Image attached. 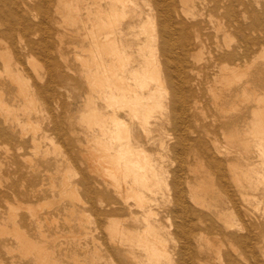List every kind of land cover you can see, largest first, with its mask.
<instances>
[{
    "label": "bare ground",
    "instance_id": "bare-ground-1",
    "mask_svg": "<svg viewBox=\"0 0 264 264\" xmlns=\"http://www.w3.org/2000/svg\"><path fill=\"white\" fill-rule=\"evenodd\" d=\"M192 1L193 0H141L142 6L145 8L141 7L139 10L137 9L138 14L132 17L133 22L126 25V27L131 28L135 22H140L139 24L141 25V30L138 33L143 36V41L141 44L136 45L137 47L133 51L137 54V59H133L132 57L130 51L132 46H129V44L122 39V29L116 31L118 26H122V24L119 25V21L127 18L131 19L130 15L135 12L132 6L134 1L109 0V8L107 9L108 14L105 13L107 11H103L100 8L99 3L96 9L97 22L93 23L95 25L92 26V31H89L90 36L88 35L90 37V45H88L89 50H87L90 54L89 63L94 69L88 71L86 75L93 81L95 79L99 80L97 84L99 89H97L96 92L99 95L98 98L102 99L104 102L102 104H104V106L106 104L107 107L111 109H115L116 107L115 112L121 110L128 112L131 121L140 120L143 122L141 125H148L147 120H150L151 117L149 116L152 115L151 101L155 104L153 109H156L155 106L160 108L157 109L156 112L161 109L164 110L165 114H163L162 111L160 115V112H158L157 115H159V117L165 116L162 122L171 126L169 131L172 132H167V140L165 141H168L169 144L174 141V149H182L188 145H193L195 151L191 156L193 161H205L207 164H216L221 170V174L219 176L216 175L219 185L225 192L231 205L230 207L234 210L237 204L234 194L235 191L247 204L248 197L252 198V196H249L250 192L252 190L258 191V188L255 186L260 183L263 184L264 175L262 173V176L259 174L257 171L258 168H255L256 170L254 168H249V166H252L248 163L249 158L244 160L245 169L239 168L237 157H231L232 159L227 160L228 167H226L227 173H225V171H223L224 169L222 170L224 161L219 159V156L222 153L221 151L223 149V151H225V148L228 146H225L222 150L220 149V151L218 144H216V140L213 139L215 142L213 143L212 141V145L209 144L211 141L207 143L206 138V141L204 140L203 135L205 133L201 129L203 127H190L189 124H187V112L190 108L189 101L194 100L191 108L198 109V105H200L199 102L201 101L202 89H204L201 86L203 83L200 79L196 81L194 87L190 85L192 79L189 72L196 70V73L199 74L205 70H217L218 75H215V73L213 74V87L211 86L208 88V92L211 93L210 96H212L213 101L221 112L236 113L237 117L235 118L234 126L237 128L239 124H241L242 127H247L242 137L248 140L247 143L251 144L253 153L255 152L257 157H262L264 155V149L261 147L262 145L264 146V0H197L199 1L198 4H193ZM43 2L30 5L25 11L23 8V0H0V141L11 143V145L14 146L13 158L19 156L25 157L22 151L25 146L27 148V144H31L33 147L34 157L40 155L38 152L40 146L38 141L40 139L38 138L37 141V132L39 129L34 124V118L37 119L38 113L42 112L44 114L46 113L45 119L51 118V115L50 117L47 116L49 110L52 109L51 101L53 98L50 93L49 84L47 85V83H44L43 85H39L41 75L38 73L39 70L36 69V65H33L37 47L41 40L39 39V41L36 42V39L41 36L34 39V37L37 36L38 25L36 26L33 24V21L31 22L27 19V15L31 17V13L33 12H40L45 19L48 18L51 14V3L48 4ZM63 2L65 1H62V3ZM62 3H60V5H62ZM69 8L70 6L68 10ZM125 9H127V12L128 10L131 11L129 16H125L126 14L123 11ZM54 10L56 14V12H58V6H55ZM35 13L32 15H35ZM69 13H71V11ZM75 13L77 14L78 12L71 13V15ZM103 13L106 14L107 20L104 19ZM76 14L74 15L75 17ZM65 20L69 23V19ZM64 25L66 27V24ZM72 26L75 27V24H72ZM131 28L129 29L130 31ZM114 29H116L115 31L119 35L118 37L116 35V38ZM40 30L41 29H39V31ZM80 30L82 31V29ZM132 30H134V28ZM209 30H214L216 33L222 32L223 34L221 43H216L214 47H211L209 44L210 35L207 33ZM55 36H58L57 33ZM58 43L61 45L60 42ZM49 48L50 46H48V49ZM72 48L74 49V47ZM205 49H208V58L206 60L203 59V52ZM84 52H86L85 49ZM39 54L42 60L41 62L44 64L43 68L46 70L47 74L50 72L54 73L61 68L56 59L50 57V53L40 50ZM190 59L197 63L196 68L191 67ZM259 59H261V61H259ZM202 61H204V63L199 66ZM135 62L137 64L136 67L133 66ZM28 64H30L32 68L29 69L25 66ZM126 79L132 81L131 84L127 85ZM208 83L209 82H206L205 84ZM97 94L95 96H97ZM222 99L224 103H219ZM97 101L100 100L97 99ZM110 108L108 110H110ZM150 112L151 115L149 114ZM87 113L91 119L88 123L90 126H97L96 131L98 130L97 132L99 133V136H94L95 138L92 136V139L95 140L98 146L96 149L98 148L99 150V155H97L95 159H97V161L99 160V164L101 163L100 166L103 164L104 168L108 164L113 166L111 167L113 168L111 172H114L116 175H113L118 177V180L120 178L124 184L123 189L125 193L123 194H126V199L132 197L134 200L133 202L136 201L135 203L138 204V206L143 204L147 201V198L144 201L145 195L141 197L142 193L140 190L143 189L142 191L144 192V189L152 186V183H156L154 180L152 182V178L154 177L153 179L156 181L158 178H155L156 173L150 165L151 162L148 160H151V158H147L143 154L144 152L141 148L140 140L131 135L128 124L117 115L115 118L114 113L107 119V116L96 108L93 110L91 109L90 113ZM84 114L86 115V113ZM84 114L83 116H85ZM247 115H249V122H247ZM180 118L183 119V124H181L183 125L182 128L180 127ZM53 122L50 123L52 126L46 131L54 132L55 130V132L57 131L59 132L58 134H60V129L57 128L56 123ZM90 122L93 124L91 125ZM107 124L111 126L108 127ZM224 126H231L230 119L227 120ZM93 128H88L91 129V133L92 131L96 132ZM62 130L61 128V131ZM181 131H184L185 134H181ZM188 133H190V136ZM44 137L42 138L43 140L46 139ZM50 140L52 141V139ZM114 142L118 144L117 150L114 149ZM161 145L163 147V144ZM92 148L94 149L95 147ZM226 151L225 153L227 154L228 151ZM230 151L229 153L232 154ZM96 152L95 150V154H97ZM46 154L45 151L43 156ZM93 154H89L90 156H88L91 161L93 160L91 159ZM217 154H219V156ZM259 157L258 160L260 159ZM27 160L29 161V167L26 168L24 176L31 182L28 187L24 186V191L19 192L17 190L15 192L12 190L11 196L16 199L17 205H9V216L6 223L0 221V234L8 235L15 240L18 244L19 251L24 256L33 254L32 250L35 246V244L33 246L31 243L29 236L26 235L27 232L25 233L22 230L24 221L27 223V220L18 214V211L22 209L23 205L20 200L22 199L23 201L24 196L33 199H35L36 196L33 180L37 174V164H34V162L32 163V160L28 158ZM262 161L264 160L262 159ZM262 164H264V162H262ZM97 165L96 169L99 166ZM153 165L155 164L153 163ZM224 167L225 166H223V168ZM157 170L161 171L158 167L156 168V171ZM150 171H153L155 174H153V177L152 174L150 175L151 177L147 176L150 174ZM100 172H102V170L100 171L99 169V173ZM103 172L108 173V170ZM227 174L231 177L232 185L228 183ZM4 175L0 167V189L3 187ZM105 175L106 174H101L100 176ZM158 175L157 177H159ZM252 177H257L256 181H253ZM108 181H110V179H108ZM67 182L66 176L63 180V185L68 186ZM116 184L117 186L120 185H118V183ZM160 184L156 186L158 187ZM117 186L114 187L118 188ZM257 186L259 187L260 185ZM261 186L263 187L264 184ZM120 187L121 186H119V188ZM160 187L162 186L160 185L159 188ZM173 187V207L172 209L170 208L171 211L168 210L172 216L173 214L175 215L174 218L177 219V222H175L176 220L174 219L175 221L173 224L168 225L166 228H160L158 226L159 224L152 225L149 223L151 219L148 220L144 217L145 219H141L146 223L142 228L143 230H138V228H136V230L124 229L122 223H116V225L112 226V230H115L113 233L116 234V240L119 239L118 244L120 246L129 245L133 250L142 252L143 255L141 257L130 254L132 256L131 260L134 261L135 264H204L194 260L196 255L201 252L200 242L203 239L202 233L196 232L195 234L194 231L196 229L190 232L189 229L183 225L182 222L185 217H187V214L189 215V212L185 209V201L180 187L177 184H174ZM73 190L74 189L66 188V195L72 196V198L75 197L76 193L75 191L73 192ZM118 190H116V193ZM150 192H148V194ZM119 195L121 196V194H118V196ZM144 205H146V203ZM43 206L35 205V203L30 201L26 206L24 205L23 209L26 210L29 215L28 227L30 226L32 230H35V226L37 227L38 225V221L36 222L35 218L39 211L44 208ZM135 206L137 207V205ZM263 213H261L262 215L259 217L263 218V223L260 222L257 225V229H264ZM180 217L183 219L182 222L179 220ZM195 218L203 220L206 217L203 214L195 213ZM46 220L47 218L45 222ZM220 220L223 222L225 229L232 228L230 222L223 219ZM7 223L10 225H7ZM8 229H10V231H8ZM207 229L216 233L219 227L214 223H210ZM250 233L248 232L242 236L240 233L236 235L230 232L227 236L231 244H229L230 250H232L231 252L233 253L240 251L238 257L242 260L249 258L257 264H264V251L262 250L263 254L261 255V248L255 246L256 244L259 245L261 242H264V238L258 240L252 237ZM176 234L182 237L183 242L178 245L177 248L174 246L169 248L167 245L168 237ZM43 238V242H45L47 237L44 236ZM125 238H127V240H125ZM253 240L254 242L252 243ZM0 244L5 247L6 239L2 240ZM34 255H36L39 260L43 257L41 250ZM219 258L221 257L218 255L217 259ZM225 260L228 262L227 264H240L231 257H226Z\"/></svg>",
    "mask_w": 264,
    "mask_h": 264
},
{
    "label": "rangeland",
    "instance_id": "rangeland-1",
    "mask_svg": "<svg viewBox=\"0 0 264 264\" xmlns=\"http://www.w3.org/2000/svg\"><path fill=\"white\" fill-rule=\"evenodd\" d=\"M43 1L48 4L51 3V14L48 18L45 19L40 12L31 13V17H28L27 15V19H29V21H33V24L36 26L38 25L37 33L39 29H41L38 34L36 33L37 36L34 37V39H36L38 36H41L40 38H37L38 40L36 39V42L39 41V39L41 40L38 44L40 49L37 47L36 57L34 59L35 62L33 63L34 66L36 65L35 67L39 70L38 73L41 75L39 85H43L44 83H47V85L49 84L50 93L53 96L51 101L52 109L49 110V114L47 115L49 117L51 115V118L45 119L46 113L44 114L43 112V114L38 113L39 115L37 119L34 118V124L39 129L37 132V141L39 138L40 140L38 143L40 146L38 152L40 155L34 157L33 147L31 144H27V148L25 146L27 150L24 148L22 151L25 157L19 156L17 158H13L12 154L14 152V146L11 145V143L0 141V167L5 174L3 178V187L0 189V221L2 223L7 222V218L9 216V205H17L16 199L11 196L12 190L15 192L17 190L19 192L24 191V186L28 187L31 182L28 178H26V176H24L26 168L29 167V161L27 158L32 160V163L34 162V164H37V174L33 180L36 192L35 199L24 196V202L22 199L20 200L23 204L22 209L18 211V214L27 220V223L24 221L22 230L25 233L27 232L26 235L29 236L31 243L33 246L35 244V246H32L33 254L24 256L19 251L18 244L15 240L8 235L0 234V242L6 239L5 247L0 244V264H135V262L131 260V255L141 257L143 255L142 252L133 250L129 245L120 246L118 244L119 239L116 240V234L113 233L115 230H112V226L116 225V223H122L124 229L136 230V228H138V230H143L142 228L146 225V223L141 219L145 218L148 220L151 219V222L149 221V223L152 225L159 224L158 226L160 228H166L168 225L173 224L175 220V222H177V219L174 218L175 215L173 214L172 216L169 212L170 208L172 209L174 202V184H177L180 187L185 201V209L189 212V215L187 214V217H185L184 220L181 217L179 218L180 222L183 220V225L189 229L190 232H193V230L196 229L194 231L195 234L196 232L202 233L203 239L200 242L201 252L196 255L194 260L204 264H227L228 262L225 258L231 257L240 264L255 263L249 258L244 260L240 259L238 257L240 251L234 253L231 252V244L227 236L230 232H233V234L236 235L237 233H240L243 236V234L245 235L251 231L250 235H252V237L257 238L258 240L264 238V229H257V225L260 222L263 223V218L259 217L264 211V186H261L264 182L263 184H257L262 188L257 185L255 186L258 188V191L252 190L250 192L249 196H252V198L248 197L251 199L247 200V204L235 191L234 194L237 204L233 210V208L230 207L231 205L229 200L227 199L225 192L221 189L217 179V176L221 174L220 168L216 164H207L205 161H193L191 157L195 152L193 145H188L182 149H174V141L170 144L168 141H165L167 140V132H172L169 131L171 126H168L166 120V124L162 122V119L165 118V116H161L162 118L159 117L162 111L163 114H165L164 110H158L160 113L157 115L158 112L156 111L160 108L155 106L156 109H153L155 104L151 101L153 104V106L151 104L152 115L151 112L149 113L151 115L149 116L151 119H148L149 121L147 120L148 125H141L143 122L140 120L131 121L128 116V112L122 110L115 112L116 107L115 109H111L110 107H107L106 104L105 106L102 104L104 102L102 99L98 98L99 95L96 92V90L99 89L97 85L99 80L95 79L97 82L95 80L93 81L86 75L88 71H92V69H94V67H92L89 63L90 54L87 50H89L88 45H90L89 31H92V26L95 25L93 23L97 22L96 9L100 3V8L103 11H107L109 8V0H73L74 3L72 0H23V8L26 11L28 6L35 3L38 4ZM62 1L65 2L62 3ZM133 1L134 3L132 6L135 12L130 15L131 11L128 10L127 12V9L123 10L126 14L125 16L130 15L131 19H125L126 22L125 20L119 21V25L122 24V26H118L117 30L114 29V35L115 38L116 35L118 37L119 35L116 31H120V29H122V39L129 44V46H132L130 49L132 57L133 59H137V54L133 51L137 47L136 45L141 44L143 41V36L138 33L141 30V25L139 24L140 22H135L132 28L126 27V25L133 22L132 17L138 14L139 8L145 7L142 6L141 0ZM198 2L199 1L197 0L192 1L193 4H198ZM60 3H62V5H60ZM55 6H58V12H56V14L54 12ZM69 6L71 13L78 12L77 14L75 13L77 18L74 16L75 14L71 15V13H69ZM34 13L35 15H32ZM105 13L108 14V11ZM105 13H103V17L107 20ZM58 14L61 15L59 16ZM64 18L67 20L69 19V23ZM64 24H66V27ZM72 24H75V27L72 26ZM130 28L132 32L129 30ZM133 28L134 30H132ZM80 29H82V31ZM51 33L53 34V37ZM56 33L59 37L55 36ZM207 33L210 35L209 44L211 47H214L218 42L221 43L223 37L222 32L216 33L214 30H209ZM58 42H60L61 45H59ZM48 46H50L49 49ZM72 47H74V49ZM84 49L87 53L84 52ZM40 50L50 53V57L56 59L61 68L54 73L50 72L47 74L46 70L43 68L44 64L40 59ZM207 58L208 49H205L203 52V59L206 60ZM259 61H261V59H259ZM203 63L204 61H202L199 66ZM190 65L194 68L197 67V63L192 59H190ZM25 66L29 69L32 68L30 64ZM133 66H137L136 62L133 63ZM214 73L215 75H218L216 69L213 71L205 70L199 74L196 73V70L189 72L192 79L190 85L194 87L196 81L200 79L203 83L201 86L204 89H202L203 96L201 95V101L199 102L200 105H198V109L191 108L194 100L189 101L190 108L187 112V124H189L190 127H203L201 129L207 135L206 136L203 133L204 140L206 138L207 141H205L207 143L211 141L209 143L210 145H212L211 143L213 139L216 140L219 150L228 146L225 149L228 153L231 150L230 152H232V154H226V150L223 151L224 149L222 151L220 150L222 152L220 156L217 154L219 159L224 161L223 166L225 167L223 168L222 166V170L224 169L223 171H225V173H227L226 167H228L227 160L232 159L231 157H237L239 168L245 169L244 160L249 158L248 163L252 165L251 167L249 166V168H258L257 171L259 174L261 175L262 173L264 175V164H262V162H264L262 161V159L264 160V155L262 157L258 156L260 158L258 160L255 152L253 153L251 144L247 143L248 140H245L246 138L242 137L243 132L247 129V127H242L241 124H239V127L236 128V126H234V121L237 117L236 113L231 114L226 111V113L224 111L221 112L213 101L212 96H210L211 93L208 92V88L211 86L213 87L212 81L214 79ZM131 82L132 81L129 79H126L127 85L131 84ZM206 82L209 83L205 84ZM96 94L97 96H95ZM97 99L100 101H97ZM219 103H224V100L222 99ZM89 104H91L92 107ZM94 108L105 114L107 116L106 119L114 113L115 118L117 115L126 124H128L131 135L140 140L141 148L144 152L143 154L147 158H151V160H148L151 162L150 165L153 167L156 175L153 171H150V174L147 176L152 174V177L155 175V178L158 179L156 181L153 177L152 182L154 180L156 183H152L153 185L151 184L152 186L144 189V192L142 191L143 189L140 188L142 189L140 190L142 193L141 197H144L143 195H145L144 201L147 198V201L150 200L149 202L146 201L138 206V204L135 203L136 201L133 202L134 200L132 197H129L130 199H126V194H123L125 193L123 189L124 184L120 178L118 180V177L114 176L116 175L114 172H111L113 170L111 167L113 166L108 164L104 168L103 164L100 166L101 163L99 164V160L97 161V159H95V157L99 155V150L98 148L96 149L98 146L92 138L97 135L99 136V133L97 132L98 130L96 131L97 126L92 125V122H90L92 126L88 123L91 119L87 113H90V110H93ZM109 108L111 111L108 110ZM80 113L82 114V117ZM84 113H86V115ZM83 114L85 116H83ZM247 118V122H249V115H247ZM228 119L231 121V126L226 127L224 125L227 123ZM182 120L183 119L180 118V125L183 124ZM52 122L56 123L57 128L60 129V134H58L59 132L57 131L55 132V130V133L53 131H46L52 126V124H50ZM107 126L110 127L111 125L107 124ZM90 127H95L93 130L96 132L92 131L91 133V129H88ZM180 127L182 128L183 125ZM61 128L63 129L62 131ZM180 133L185 134L184 131H181ZM188 135L190 136V133H188ZM43 137L46 139L43 140ZM50 139H52V141ZM214 142L215 141H213V143ZM161 144H163V147ZM114 145V149L117 150L118 144L114 142L113 146ZM92 147L95 148L93 149ZM261 147L264 149L263 145ZM86 150H89L90 152H87ZM95 150L97 151V154H95ZM45 151L47 154L43 156ZM145 153L149 155H146ZM89 154L95 155L91 156L93 163L88 157L90 156ZM153 163L155 165H153ZM96 165L99 168L97 167L96 169ZM258 166L260 168L262 167V170ZM157 167L161 171H156ZM99 169L100 171L102 170V172L99 173ZM107 170L108 173L103 172H106ZM97 173L100 175H106L100 176ZM157 175L159 177H157ZM66 176L68 186L63 185V180ZM252 178L253 181H256L257 177ZM108 179H110V181H108ZM126 180L129 181L130 178L129 180ZM227 180L229 185H232L231 177L228 174ZM116 183H118V185L120 184L119 186H121V189ZM158 184L162 187L159 188L160 185L157 187L156 185ZM114 186H117L118 188ZM66 188L74 189L73 192L75 191L76 198L67 196L65 193ZM116 190H118L119 193H117L121 194V196H118ZM148 192L151 194H148ZM27 201L33 202L38 206L44 205V208L39 211L37 217L35 218L36 222L38 221V225L37 227L35 226V230H32L30 226L28 227L29 215L27 211L23 209L24 205L26 206V204H28ZM145 203L147 206L144 205ZM135 205H137V207ZM195 213L203 214L206 218L198 220L195 218ZM46 218L47 220L45 222ZM218 218L230 222L233 229H225L223 222ZM210 223H214L219 227L218 232L214 233L207 229L208 224ZM7 225L10 224L7 223ZM8 231H10V229H8ZM44 236L47 237L45 242H43ZM125 240H127V238H125ZM182 242V237H179V235L176 234L168 237L167 245L169 248L172 246L177 248L178 245L182 244ZM253 242L254 240L252 243ZM255 246L261 248L260 254L262 255L264 251V242H261L259 245L256 244ZM40 250L43 257L39 260L34 254ZM218 255L221 258L217 259Z\"/></svg>",
    "mask_w": 264,
    "mask_h": 264
}]
</instances>
